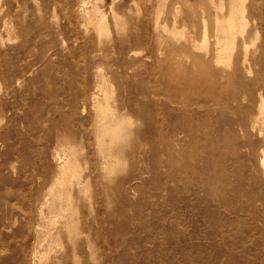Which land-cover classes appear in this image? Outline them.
<instances>
[{
	"label": "rangeland",
	"instance_id": "374dc122",
	"mask_svg": "<svg viewBox=\"0 0 264 264\" xmlns=\"http://www.w3.org/2000/svg\"><path fill=\"white\" fill-rule=\"evenodd\" d=\"M0 264H264V0H0Z\"/></svg>",
	"mask_w": 264,
	"mask_h": 264
},
{
	"label": "bare ground",
	"instance_id": "6f19581e",
	"mask_svg": "<svg viewBox=\"0 0 264 264\" xmlns=\"http://www.w3.org/2000/svg\"><path fill=\"white\" fill-rule=\"evenodd\" d=\"M105 109V108H104Z\"/></svg>",
	"mask_w": 264,
	"mask_h": 264
}]
</instances>
